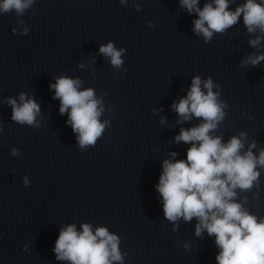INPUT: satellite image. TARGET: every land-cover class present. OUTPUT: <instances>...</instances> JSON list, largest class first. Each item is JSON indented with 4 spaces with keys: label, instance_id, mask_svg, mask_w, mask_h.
<instances>
[{
    "label": "clouds",
    "instance_id": "9594fccd",
    "mask_svg": "<svg viewBox=\"0 0 264 264\" xmlns=\"http://www.w3.org/2000/svg\"><path fill=\"white\" fill-rule=\"evenodd\" d=\"M32 2L3 0L0 10L9 12L15 9L17 14H23ZM214 2L215 7L208 3L200 9L197 7L198 0H181V6L189 13L197 12L198 19L194 21L193 30L202 33L206 42L213 32H223L237 23L241 14L249 32L257 28L264 32V4L247 0L233 12L228 10V0ZM259 39L257 37L250 43L255 46ZM99 51L111 58L114 67L122 65L124 49L117 50L109 42L101 45ZM261 60H264V55L249 57L246 63L256 65ZM79 84L78 79L60 77L50 87L55 89L53 98L60 100V113L70 109L69 123L73 132L79 134V145L84 148L95 144L104 124L98 119L102 111L100 101L94 98L90 88L79 91ZM200 85V77H194L187 97L173 105L183 119L188 120L194 115L204 122L189 130L181 129L175 137L176 142L192 145L187 150L186 161H164L157 185L163 199L164 215L173 222L181 217L185 221L197 218L196 235L206 230L209 236L216 238L215 243L221 249L216 257L218 264H264V218L250 214L241 203L235 202V189L249 190L257 181V166L264 167V150L256 157L251 150L256 147L253 141L241 154L240 150L244 148L241 138L232 137L224 144L219 137L209 135L223 119L224 113L221 104L217 103V94L212 91L211 78L204 82L207 94L201 91ZM20 100L22 105H17L14 99L8 101L12 106V119L21 124L34 125L39 105L33 99L25 100L23 93ZM241 137H244L243 133ZM16 151L13 150V155ZM82 229L78 233L75 225H69L60 232L54 248L58 260H69L72 264H111L112 261L122 260L118 251L119 239L107 228H97L95 234L88 224L82 225Z\"/></svg>",
    "mask_w": 264,
    "mask_h": 264
}]
</instances>
